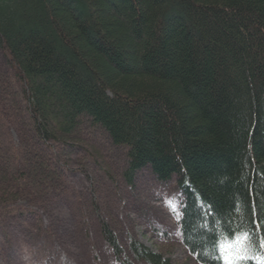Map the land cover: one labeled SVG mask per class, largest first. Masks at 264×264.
<instances>
[{"label": "trees", "instance_id": "trees-1", "mask_svg": "<svg viewBox=\"0 0 264 264\" xmlns=\"http://www.w3.org/2000/svg\"><path fill=\"white\" fill-rule=\"evenodd\" d=\"M0 50L25 139L53 150L85 123L99 129L126 149V184L141 170L175 183L196 263L264 264V0H0ZM43 166L0 146V207ZM100 230L121 264H173L135 238L125 256ZM243 231L252 246L240 260L225 249Z\"/></svg>", "mask_w": 264, "mask_h": 264}, {"label": "rangeland", "instance_id": "rangeland-1", "mask_svg": "<svg viewBox=\"0 0 264 264\" xmlns=\"http://www.w3.org/2000/svg\"><path fill=\"white\" fill-rule=\"evenodd\" d=\"M20 90L0 50L2 152L11 162L44 163L26 196L0 207V264H121L101 234V220L125 256L128 239L135 238L173 264H198L179 239L182 196L174 182H159L141 170L133 185L126 184V149L112 146L87 123L53 150L25 139L29 125ZM241 245L238 239L231 246Z\"/></svg>", "mask_w": 264, "mask_h": 264}, {"label": "snow or ice", "instance_id": "snow-or-ice-1", "mask_svg": "<svg viewBox=\"0 0 264 264\" xmlns=\"http://www.w3.org/2000/svg\"><path fill=\"white\" fill-rule=\"evenodd\" d=\"M240 239L242 240V245L239 249L233 250L232 246L229 245L228 252L231 255L238 256V259L242 260L248 257L249 249L251 248V233L243 231L240 233ZM261 247L264 248V242L261 243ZM226 264H234V262L229 259Z\"/></svg>", "mask_w": 264, "mask_h": 264}]
</instances>
